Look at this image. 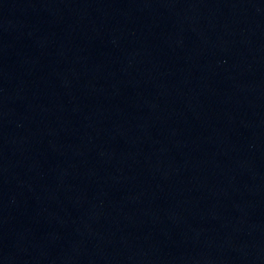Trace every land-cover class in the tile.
Wrapping results in <instances>:
<instances>
[{
	"label": "water",
	"instance_id": "95a60500",
	"mask_svg": "<svg viewBox=\"0 0 264 264\" xmlns=\"http://www.w3.org/2000/svg\"><path fill=\"white\" fill-rule=\"evenodd\" d=\"M0 264H264V0H0Z\"/></svg>",
	"mask_w": 264,
	"mask_h": 264
}]
</instances>
